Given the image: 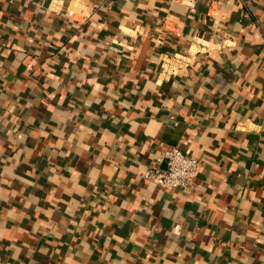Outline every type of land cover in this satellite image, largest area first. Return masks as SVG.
I'll return each instance as SVG.
<instances>
[{
	"label": "crops",
	"instance_id": "obj_1",
	"mask_svg": "<svg viewBox=\"0 0 264 264\" xmlns=\"http://www.w3.org/2000/svg\"><path fill=\"white\" fill-rule=\"evenodd\" d=\"M122 261L264 264V0H0V264Z\"/></svg>",
	"mask_w": 264,
	"mask_h": 264
},
{
	"label": "built area",
	"instance_id": "obj_2",
	"mask_svg": "<svg viewBox=\"0 0 264 264\" xmlns=\"http://www.w3.org/2000/svg\"><path fill=\"white\" fill-rule=\"evenodd\" d=\"M202 50L188 51L187 54H173L162 57L160 61L159 76L162 80H169L177 76L179 72L188 68L191 58ZM160 162L163 168H149L142 170L138 175L140 179L151 184L155 188L164 190H176L183 193H192L199 189L196 182L197 170L200 166L199 159L188 151L176 147L168 148Z\"/></svg>",
	"mask_w": 264,
	"mask_h": 264
},
{
	"label": "trees",
	"instance_id": "obj_3",
	"mask_svg": "<svg viewBox=\"0 0 264 264\" xmlns=\"http://www.w3.org/2000/svg\"><path fill=\"white\" fill-rule=\"evenodd\" d=\"M121 263L126 264L125 261H122Z\"/></svg>",
	"mask_w": 264,
	"mask_h": 264
}]
</instances>
